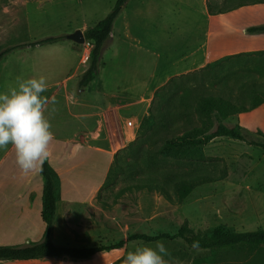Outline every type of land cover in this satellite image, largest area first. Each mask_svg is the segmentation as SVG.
<instances>
[{"label":"rangeland","instance_id":"rangeland-1","mask_svg":"<svg viewBox=\"0 0 264 264\" xmlns=\"http://www.w3.org/2000/svg\"><path fill=\"white\" fill-rule=\"evenodd\" d=\"M212 1L216 9L229 6L226 0ZM115 2L0 0V52L8 46L45 37H65L33 48L14 50L0 59V92L14 86L18 77H38L53 68L55 72L52 70L51 75L61 76L73 67L75 60H78L77 71H68L66 76L81 75L89 66L92 43L87 40L82 44L77 43L67 35L94 26L107 16ZM201 6L202 0H128L114 22V25L118 23L100 62V76L92 82L93 88L89 89L88 96L100 97L96 91L99 88L96 87L102 84L105 75H119L117 83L112 84L113 79L109 78L108 89L112 90L110 85H113L122 91L132 85L134 87L130 90L134 94L143 92L146 85L152 83L153 77L157 80L154 89L158 90L166 84L165 74L175 70L177 65L174 63L183 51L179 35L176 32L172 34L169 29L176 30L181 26L185 12ZM121 24L129 26L134 37L130 42L133 43L123 48L125 51L115 47L112 52L116 30ZM75 81L69 85L72 90L76 88ZM156 91L149 97L139 99V117L133 116L131 111L127 112L128 117L138 119L136 138L124 145L120 137L114 147H103L118 149L116 153H119L120 159H138L145 170L152 168L161 173L176 172L177 180L187 179L193 183L190 194L181 200L171 186L170 200L158 189L125 188L135 182L130 176L136 174L126 167L118 174L116 181L101 188L93 204H73L68 209L64 208L60 211L61 218L58 215L55 221V242L84 247L103 245L107 249L88 260L66 257L28 262L0 260V264H123L128 251L141 244L155 247L157 241L163 242L170 253L165 257L168 264H264L263 248L245 247L223 252L212 261L209 250L190 248L180 238L129 242L122 248H111L135 232L175 234L185 222L196 232L219 224H226L237 231L264 227V150L242 140L221 137L203 147V158H177L162 153L161 148L166 140L191 126L179 120L183 128L167 131L153 123L154 126L140 137L138 130L142 119L150 116L152 110L156 112L159 106ZM46 96L52 100L51 95ZM49 104L48 107L51 106ZM171 104L166 103V106ZM234 123L235 120H231L229 125ZM194 124L200 125L201 119L195 118ZM250 126L247 124L244 132L256 140H264V129ZM6 150H0V157Z\"/></svg>","mask_w":264,"mask_h":264},{"label":"crops","instance_id":"crops-1","mask_svg":"<svg viewBox=\"0 0 264 264\" xmlns=\"http://www.w3.org/2000/svg\"><path fill=\"white\" fill-rule=\"evenodd\" d=\"M208 2L214 4L212 0H202L201 8L184 13L180 27L173 31L169 29L172 34L176 32L179 35L183 51L174 63L177 65L175 70L165 74L166 82L177 75H191L195 81L202 83L204 69L215 62L230 64L237 59V55L264 50V31H249L252 27L264 25V1L243 4L223 12L210 11ZM213 9L217 10L215 5ZM116 31L118 36L112 44V52L115 47L120 51L130 47L133 43L130 40L134 38L128 25H122ZM77 69L78 60H75L68 71ZM52 70L55 72L54 68ZM52 70L48 71V75H41L47 78L48 83V90L43 95H51L56 101L51 103L45 115L54 133V139L49 145L50 157L46 161L56 169L61 179L55 217L57 221L58 215L61 218L62 209H68L73 204L90 205L95 202L106 179L111 158L118 150L103 146L114 147L120 137L124 145L136 138L138 119L128 117L127 112L131 111L133 116L139 117V99L154 94L157 89L153 87L157 80L153 77L152 83L149 82L143 92L134 94L130 90L134 87L132 85L122 91L113 85H110L112 90L108 89L109 78L113 79L112 84L117 83L119 75H105L102 84L96 87L99 88L96 91L100 97L90 98L88 92L93 88V83L81 87L80 74H72L67 78L66 71L54 77L51 75ZM75 79L76 88L72 90L69 85ZM225 79L222 77V80ZM229 80L233 78L229 77ZM206 81L209 83L213 78H207ZM217 86L215 82L211 89ZM53 108L55 111H52ZM231 120H235L233 125H229ZM224 122L228 126L238 124L243 131L247 124L251 128L264 129V103L250 111L231 115ZM215 127L216 124L212 129ZM218 138L221 137L215 139ZM43 186L41 168L23 173L16 163L15 150L9 145L0 157V245H24L43 238ZM56 229L55 224L54 240ZM37 260L41 259L28 261Z\"/></svg>","mask_w":264,"mask_h":264},{"label":"trees","instance_id":"trees-1","mask_svg":"<svg viewBox=\"0 0 264 264\" xmlns=\"http://www.w3.org/2000/svg\"><path fill=\"white\" fill-rule=\"evenodd\" d=\"M127 1L116 0L114 7L105 18L84 31L86 40L92 43V48L89 66L80 76L79 85L81 87H88L99 76L100 62L112 37L114 22ZM258 1L264 0H226V4L229 6L217 10L213 9L211 2H208V8L212 12H223ZM249 31L263 32L264 25L252 27ZM64 38V36H50L33 42L11 45L0 52V59L14 50L33 48ZM235 58L237 59L230 64L217 61L210 67H206L201 76L202 83L195 81L191 75L170 78L156 91L159 106L156 112L152 110L150 116L142 119L138 130L139 136H143L149 127L154 126L153 123H156L157 128L162 130H179L184 127L179 123L181 120L186 126L191 127L166 140L161 148L162 153L171 154L177 158H203V147L217 137L242 140L249 144H255L264 150V140L254 139L253 136L244 132L238 124L228 126L224 122L231 115L250 111L264 103V50L237 55ZM211 66L213 71H211ZM222 77L226 79L222 80ZM229 77H232L233 80L230 81ZM207 78H213V81L207 83ZM215 82L218 86L212 90L211 86ZM236 88L237 91H235ZM166 103L172 104L166 106ZM195 118L201 119L200 125L194 124ZM214 124L216 127L212 129ZM126 167L136 174L130 176L135 182L128 184L125 188L136 186L158 189L170 200L172 199L171 186L176 190L181 200L185 199L192 191L193 183L187 179L177 180L176 172L165 171L161 173L152 168L145 170L138 159L123 160L120 159L119 153L114 155L103 186L116 181L118 174L124 171ZM140 172L144 174H140ZM41 173L44 178L42 220L45 223V231L43 238L40 241L24 245H0V260L28 261L43 258L65 259L66 257L72 260H88L107 249L108 247L104 246L84 247L60 244L54 241L55 217L57 203L60 199L61 179L56 169L48 161L42 165ZM162 238H180L190 248L209 250L212 261H215L220 253L240 248L259 247L264 250V227L237 231L226 224H219L204 231L196 232L187 222L181 225L175 234L131 233L111 248H122L129 242H154Z\"/></svg>","mask_w":264,"mask_h":264},{"label":"clouds","instance_id":"clouds-1","mask_svg":"<svg viewBox=\"0 0 264 264\" xmlns=\"http://www.w3.org/2000/svg\"><path fill=\"white\" fill-rule=\"evenodd\" d=\"M47 90V78L40 75L27 79L18 77L14 86L0 92V150L11 145L16 163L25 174L39 170L50 157L49 145L54 133L45 113L49 103L56 101L43 95ZM168 255L161 241H157L155 247L141 244L126 253L123 264H168L165 259Z\"/></svg>","mask_w":264,"mask_h":264},{"label":"water","instance_id":"water-1","mask_svg":"<svg viewBox=\"0 0 264 264\" xmlns=\"http://www.w3.org/2000/svg\"><path fill=\"white\" fill-rule=\"evenodd\" d=\"M67 38L77 42V43H84L86 41V37L84 31L82 29H78L75 32L68 34Z\"/></svg>","mask_w":264,"mask_h":264},{"label":"built area","instance_id":"built-area-1","mask_svg":"<svg viewBox=\"0 0 264 264\" xmlns=\"http://www.w3.org/2000/svg\"><path fill=\"white\" fill-rule=\"evenodd\" d=\"M87 57H88V56H86V57L84 58V60H83L84 62H86V60H87ZM136 136H137V132H136Z\"/></svg>","mask_w":264,"mask_h":264},{"label":"bare ground","instance_id":"bare-ground-1","mask_svg":"<svg viewBox=\"0 0 264 264\" xmlns=\"http://www.w3.org/2000/svg\"><path fill=\"white\" fill-rule=\"evenodd\" d=\"M50 53H51V52H50ZM50 53H49V54H50ZM44 56H45V55H44ZM53 56H54V55H53ZM46 58H47V57H46ZM51 59H52V57H51ZM48 62H49V61H48ZM48 62H47V63H48ZM50 63H51V62H50Z\"/></svg>","mask_w":264,"mask_h":264}]
</instances>
